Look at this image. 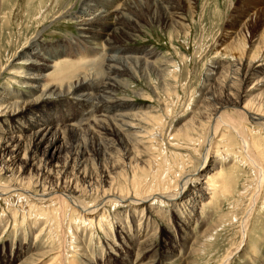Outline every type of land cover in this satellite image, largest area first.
<instances>
[{
    "label": "bare ground",
    "instance_id": "6f19581e",
    "mask_svg": "<svg viewBox=\"0 0 264 264\" xmlns=\"http://www.w3.org/2000/svg\"><path fill=\"white\" fill-rule=\"evenodd\" d=\"M79 1L81 5L78 15L74 14L72 21L76 25L77 35L74 42H70L71 46H63L55 54L44 55L46 50H38L36 47L40 35L49 27V24L45 25L24 47V58L13 66L14 70H10L11 84L25 90L14 92L9 85H0V170L12 179L7 185H0V198L7 197L10 201L16 197L26 199L25 204L18 209L8 207L9 214H3V219H0V230L8 221V216L11 221H15L19 210H22L20 215L23 222L34 216L28 224V236L20 234L18 237H10L9 231L12 228L15 230V227L9 224L5 226L0 235V264H186L201 239L210 236L212 232L211 228L204 227V211L209 206L213 209L211 211H217L222 205L221 199L230 198V192L236 185L235 179L226 178L228 175L222 172L218 162L238 154L241 155V162L252 170L255 188L248 196V206L239 221L241 242L219 262L229 264L246 245L249 222L264 191V148L258 146V140L254 138L259 129H264V50L257 49L256 53L254 50L247 57L235 58V63H230L232 74L223 82L227 98L221 103L218 101L220 104L214 103L208 116L204 118L200 116L201 112L200 115L194 113L190 115L191 120L180 123L173 132L168 133L169 140L184 145L187 153L191 148L194 151L185 156L192 160V164L189 163L192 167L179 154L173 157L172 165H168L162 154L163 149L158 148L160 146L154 147V142H150L153 131L162 128L159 116L153 115L155 111L151 110L138 112L139 107H136L132 99L112 94L124 82L125 73L134 76L129 65H134L137 70L149 69L148 65L154 68V64L149 61L154 54L139 50L122 58L118 56L120 52H115V46L131 40L133 35L128 30L136 31L140 27L132 19L134 16L147 20L150 17L170 27L176 34L181 28L185 33L180 11L194 14L196 0H181V10L178 9L179 4L171 0ZM72 15L65 9L55 19ZM253 15L254 12L239 16L238 33L247 32L253 19H256ZM261 42L262 38L258 40V43ZM219 56L223 57V52ZM218 66L211 67L209 72L212 73L207 74V81L211 84L222 77L221 67ZM93 70L96 74H104L102 81L93 77ZM124 70L127 72L124 73ZM204 90L206 94L209 92L207 86ZM93 92L98 93L95 98ZM66 97H71V102L78 107L77 113L68 112L61 118L64 124L61 130V120L57 119V115L64 111L63 108H69L70 103L66 100L65 107L57 106H61ZM227 109H232L234 116L230 112L227 114ZM94 114L98 115V122L118 123L119 126L114 125L108 131L117 136L120 146L123 145L128 152L134 148L140 151L135 157L137 165L133 163V157L127 154L126 172L123 169V172L121 170L112 177L108 169L104 168L102 181L105 187L100 190L98 188L95 196L89 198L92 203H87L83 198L91 191L88 189L87 192L85 187L82 189L80 186L89 173L84 169V162L72 165L69 163L71 160H65L60 167L53 163L61 147L65 148V134L69 132L75 136L77 132H89L87 121ZM74 122L80 125L76 127L72 124ZM255 126L258 130L252 128ZM103 132L106 134V131ZM154 151L157 153L154 154ZM228 152L229 155L226 154ZM194 154H198L197 159ZM114 165L111 163L112 167ZM54 167L59 169L55 171ZM32 170L38 171L37 178L23 177ZM53 178H56L55 188L45 192L43 187L47 185L44 186L43 182L53 181ZM120 179L124 182L119 183ZM29 187L40 189V194L29 191ZM8 204L12 205L10 202ZM162 206L172 207V210L164 215L166 211L162 210ZM169 222L174 224L175 231L170 228ZM192 224H204L199 237L193 234L195 230L191 229ZM90 227L103 231L104 242L101 247L98 246L100 249L97 257H92L87 250L90 239L78 234V229L84 231ZM111 228L116 230L115 237L110 232ZM51 230L55 233L54 237L53 233L50 235ZM159 232L161 236L158 238ZM5 235L7 239L4 240ZM175 235L181 238L180 243L176 241ZM54 241L59 246L57 252L52 254ZM182 254L184 257H181Z\"/></svg>",
    "mask_w": 264,
    "mask_h": 264
},
{
    "label": "rangeland",
    "instance_id": "374dc122",
    "mask_svg": "<svg viewBox=\"0 0 264 264\" xmlns=\"http://www.w3.org/2000/svg\"><path fill=\"white\" fill-rule=\"evenodd\" d=\"M171 2L174 4L176 3V5L179 4V10L183 7L181 0H171ZM80 5L81 3L79 0H0V85L2 87L9 85V88L13 89L14 92L25 90L14 83L11 84V81H9V78L12 77V75H9L11 73L10 70H14L13 66H15L19 60L24 58V54L26 52L23 51L24 47L29 45L30 40L39 32V30L43 29L45 25L49 24V27L46 29L47 31L42 32L37 43L38 45L36 44V48L38 50L40 48H44V50H46L45 52L42 49L43 52H45L43 53L44 55L55 54L61 51L63 46H71L70 42H74L77 35L75 28L76 25L73 24L72 21H74L73 17L78 15ZM65 9L68 13H73V15L70 16L71 19L70 17L55 19L57 15ZM193 10L194 14L192 15L180 11L184 19L183 26H185L184 28L186 29L184 33V31H181L183 28H181L178 34H176L170 27L163 26L153 21L150 17L149 21L145 18L134 16L132 19L136 21L140 27L137 28L136 31L133 29L128 30L133 35L131 40H125L115 46V52H120L118 56H122V58H124V56L131 55V52H138L139 50L151 51L155 55H153V57L149 60L154 64L155 69L152 65H148L150 66L149 69L137 70L134 68V65H132L133 67L129 65L132 68L131 72L134 76L130 73L126 74L125 72H127V70H124V82L120 81L122 84L120 83L118 89H115L112 94L117 97L132 99L136 107H139L138 112L143 113L151 110L153 112L155 111L153 115L159 116L162 121L163 129H158L159 132L157 130V132L153 131V138L150 142L151 144L154 142V147L160 146L158 148L161 150L163 149L162 154H164V157L167 159L166 162L168 165H172L176 154L182 155L187 160L188 164H192V160L187 159L185 156L193 154L194 152L191 151L193 150L191 148V150L187 153L185 148H183L184 145L178 144L177 141H170L168 133L171 131L173 132V130L178 127L180 123L191 120L190 115L193 116L194 113L200 115L199 112H201L202 115L200 116H204V118L205 116H208L207 113L213 109L212 107H214L215 104H220L225 100V98H227L225 89H223V82H225L226 78L232 74L233 68H231L232 66L230 63H235V58L239 59L247 57L250 53H254V50L255 53L259 49L264 50V0H196ZM251 12H254L253 17H256V19H253L252 25L248 28L247 32H239L241 36L243 35L241 38L240 34L237 32L240 31L237 21L240 15L251 14ZM137 18H141L142 20H138ZM143 19H145V21ZM261 38L263 42H261L262 45L258 43V40L260 41ZM237 39L239 40L237 41ZM30 49L29 51H32ZM222 52L223 57H220L219 55H222ZM171 64H174V66ZM217 64L219 65V68L221 67L222 77L219 81H216L215 84L213 82L211 84V82L207 81V74L212 73L209 72V70ZM150 69H152V71ZM159 70H161V74H159ZM91 73L93 77L101 79L99 81L103 80V73L96 74L94 70ZM89 79L93 81L92 78L89 77ZM206 86L209 88V92L207 94L206 90H204ZM94 93L95 95H93V97L95 98L98 93L93 92V94ZM209 97L212 100L209 101ZM70 99L69 97L68 99L66 97V99L63 100V103H61V106L59 104V106H57L62 108L65 107L67 105L64 103L66 100L70 103L69 108H63L64 111L62 112H64V114L60 112L57 115V119L61 120H59V129L64 127L62 122L63 120L61 118L65 114L68 112L74 114L77 113L76 107H78V105L75 103L73 104ZM54 101L55 100L52 102ZM218 101L220 103H218ZM95 103H93V106ZM199 105L201 108H199ZM45 109H47V107ZM226 112L227 114L231 113L232 115L233 111L232 109H227ZM125 113L132 114L134 112L126 111ZM94 115L88 119L89 122L87 121V124L89 123L90 126L89 132H77L75 136L71 133L69 134V132L65 134V148L61 147L62 150L60 151V154H58L56 161L53 163L54 166L59 165L58 167H60V165L62 166L63 162H66L67 160H71L69 163L72 165L78 162H84V169L87 170V173L89 172L88 174L91 177L87 174L86 179L79 184L82 189L85 187L87 192H89V190L91 191V193H88L87 197L83 198L87 200V203H92L89 198H93L98 190L105 187V184L102 181V174L105 169H108L107 172H109L112 177L116 176L115 174L121 170V172H123V169L124 172H126L128 170L126 168L127 154H130V156L134 158H132V161L135 160L133 163L135 162L134 164L137 165L135 157L140 151V149L136 148L137 150H135L134 148L133 151L128 152L127 149L123 148V145L120 146L118 144L117 136L108 131V129L111 130L110 128H113L114 125L119 126L118 123L115 122L110 124L98 122V115ZM95 119L96 121H94ZM91 122L92 124L90 125ZM72 124L76 127L77 125H80L79 122H74ZM252 128L258 130L256 126ZM259 130V133L255 134L254 138L258 140V146H262L264 148V129L263 131L261 129ZM103 131H106V134ZM79 138L80 140H78ZM176 143L179 146L176 145ZM156 153L157 151H154V154ZM226 154L229 155V152ZM194 156L195 159L198 158V154H194ZM231 156L232 158H228L226 161H219L218 164L220 163L219 166L222 172L228 175H225L226 178H232L236 181V185L233 183V191L230 192L232 195L230 198L221 199V203H219L222 205L219 206L217 211H211L213 210L210 208L211 206L204 211L205 222L203 223L205 225H191V229L195 230L193 231V234L198 237L201 235L200 231L202 232L203 225L204 227L206 226L205 228L207 229L211 228L212 232L210 236H204L201 239L200 243H198L197 247H195L194 253H191L190 257L187 258L189 261L186 260V264H219L225 254L237 247L241 242L242 236L239 221L242 214L246 211L248 206L247 199L249 194L254 191L255 181L252 170L247 167L245 163L241 162V155L237 154L235 156L233 154ZM171 158L172 160H170ZM39 159L41 160V157ZM36 163L40 164L38 162ZM111 163L112 165L115 164L114 167L111 166ZM107 164L110 165L105 166ZM191 164H189V167H192ZM57 169L59 168H55V171ZM31 172H27L23 177L37 178L38 171L32 170ZM35 173L36 175H34ZM13 180H16V178ZM11 181L12 179L9 175L6 176L0 170V185H7ZM119 181V183L124 182L121 181V179ZM25 182L26 180L23 183ZM43 185H47L46 187H43L45 192L54 189L56 186V178H53V181L46 180L43 182ZM39 190L40 189H35L34 187H29V191L34 194H40ZM14 194L12 195L14 196ZM16 195L17 193L15 196ZM263 197L264 191L261 195L262 200L258 203L256 212L249 222L250 227L248 239L243 251H239L229 264H264ZM4 199H6L7 202L3 201ZM25 201V198L20 199L19 197H16L11 201L7 197L0 198V219L3 214H9L7 210L8 207L12 206L15 209H18L20 205L25 204ZM8 202L12 203V205L8 204ZM161 208L163 211H166L164 215H167L169 211L172 210V207L162 206ZM21 211H18L15 221H11L8 216V221H5L3 224V227L0 230V235L2 231H4L5 226L8 224L11 227H15V230L12 228L9 231L10 237H18L20 234H24L25 236L29 235L30 231L28 224L30 221H33L34 216H30L31 219L29 218V221L27 219L23 222L20 215ZM164 218L166 219V217ZM74 219L76 218L74 217ZM169 224L170 228L175 231L176 227L174 224L172 222H169ZM89 230L84 229L83 231L78 229V234L85 236L88 240L90 239V244H88V240L85 242L86 246L88 244L87 250L92 257H97L100 249L98 246L101 247L104 242L103 231L97 229L96 227H90ZM115 231V228L110 229L112 236ZM50 233V235L53 233L52 237H54L55 233L53 230H51ZM6 236L7 235H5L4 240L7 239ZM160 236L161 232L158 233L157 237L159 238ZM29 237H31V235ZM178 237L180 236L178 235ZM175 238L176 241L180 243L181 238L178 239L176 235ZM58 246V242L54 241L52 244V254L57 252ZM90 246H94V249ZM181 257H184V255L182 254ZM76 258L74 257V259Z\"/></svg>",
    "mask_w": 264,
    "mask_h": 264
}]
</instances>
